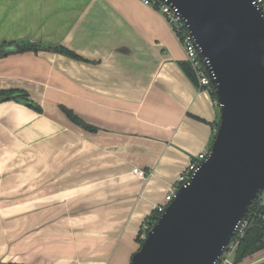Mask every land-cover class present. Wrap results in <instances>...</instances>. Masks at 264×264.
Wrapping results in <instances>:
<instances>
[{"label":"crops","instance_id":"0c3cea01","mask_svg":"<svg viewBox=\"0 0 264 264\" xmlns=\"http://www.w3.org/2000/svg\"><path fill=\"white\" fill-rule=\"evenodd\" d=\"M23 41L86 60L0 58V90H25L42 109L0 102V264H131L170 185L209 148L220 108L141 0H0V43Z\"/></svg>","mask_w":264,"mask_h":264},{"label":"water","instance_id":"95a60500","mask_svg":"<svg viewBox=\"0 0 264 264\" xmlns=\"http://www.w3.org/2000/svg\"><path fill=\"white\" fill-rule=\"evenodd\" d=\"M210 72L220 121L208 157L131 264H215L264 190V16L253 0H168Z\"/></svg>","mask_w":264,"mask_h":264},{"label":"built area","instance_id":"2783aa9c","mask_svg":"<svg viewBox=\"0 0 264 264\" xmlns=\"http://www.w3.org/2000/svg\"><path fill=\"white\" fill-rule=\"evenodd\" d=\"M141 1L146 5H152L156 7L163 14L185 50L186 60L189 62L197 78L198 87L200 89L209 91L210 87L213 86L212 79L215 77L214 72H210L211 61L210 59L202 58L199 55V49L196 40L186 25L178 7L168 4V0ZM253 4L257 7V9L262 10L264 16V0H253ZM213 103L217 106H220L218 99H213ZM210 149L211 147L206 148L193 156L187 166L180 172L175 182L170 185L169 190L165 195V203L156 206L155 213L158 217L165 210L167 204L176 197L178 190L181 187H187L190 185L191 180L199 170L201 163L208 157ZM133 172L142 178L147 176L146 171L139 167L133 168ZM248 214L236 224L234 236L232 237L230 243L224 248L223 253L215 264H234L235 252L239 242L251 225L252 218L248 217ZM147 228H149L148 224H146L145 230ZM145 230L140 233V238L142 240H144L147 236V232Z\"/></svg>","mask_w":264,"mask_h":264},{"label":"trees","instance_id":"16d2710c","mask_svg":"<svg viewBox=\"0 0 264 264\" xmlns=\"http://www.w3.org/2000/svg\"><path fill=\"white\" fill-rule=\"evenodd\" d=\"M16 46V49H13L12 47ZM53 50L55 52L63 53L71 58L75 59H81L86 60L73 50L65 47V46H44L39 43L30 42V41H23V42H2L0 43V58L7 56L14 51L18 52H25V51H34L38 52L40 50ZM181 65L187 75L193 80V82L198 86L197 78L189 64V62H181ZM209 93L211 94L212 98L214 100L217 99L216 91L213 86L210 87ZM17 100L20 102L25 103L26 105L35 108L37 111L42 110L41 107L34 102L30 96L29 93L25 90H19V89H1L0 90V102L6 101V100ZM63 110L68 115L69 118H71L75 123L79 124L80 126L90 129V130H96L95 127L87 124L80 116H78L73 110L66 108L63 106ZM220 116L218 121L215 123V133L212 137V141L210 143V146L212 145V142L215 138L216 130L219 126ZM248 217H251V225L247 229L245 235L241 238L239 245L235 252V258H234V264L243 263L245 261L253 260L255 258H259L264 253V200L259 196L257 199L254 200L252 203ZM158 219L157 214H153V216L148 220V226L145 231L148 233V231L151 229L155 221ZM138 241L141 245L143 240L140 238V234L138 237ZM256 259V260H257ZM258 264H264V261L258 263Z\"/></svg>","mask_w":264,"mask_h":264},{"label":"rangeland","instance_id":"374dc122","mask_svg":"<svg viewBox=\"0 0 264 264\" xmlns=\"http://www.w3.org/2000/svg\"><path fill=\"white\" fill-rule=\"evenodd\" d=\"M219 109V108H218ZM260 197L264 200V190H262L261 192H260ZM257 258H255V259H251V260H249V261H245V262H243V263H239V264H258V263H260V262H262V261H264V253L256 260Z\"/></svg>","mask_w":264,"mask_h":264}]
</instances>
